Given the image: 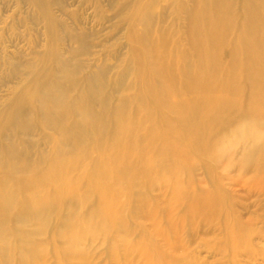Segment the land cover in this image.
Wrapping results in <instances>:
<instances>
[{
    "label": "rangeland",
    "instance_id": "obj_1",
    "mask_svg": "<svg viewBox=\"0 0 264 264\" xmlns=\"http://www.w3.org/2000/svg\"><path fill=\"white\" fill-rule=\"evenodd\" d=\"M211 1L0 0V189H6V194L12 187L20 191L22 198L16 204L28 206L35 197L52 192L49 168L55 154L76 158L91 152V169L99 159L112 156L109 135L93 127L82 130L83 111L94 117L104 111L109 117L104 119L107 132L121 117L134 121L138 143L126 164L115 170L113 191L122 193L111 204L109 219H88L89 202L76 213L75 220H92L96 231L81 240L77 252L67 251L65 241L57 236L70 219L69 196L59 206L52 205L46 216L29 221L16 212L10 198H4L0 202L4 212L0 214V264H62L63 260V264H264V167L244 159L247 144L241 142L232 144L229 155L213 158L210 149L216 146L217 129L203 126L193 132V123L178 121L176 106L156 102L163 81L153 77L149 40L162 54L172 89L184 99L186 80L194 79L198 71L211 75L207 93L212 98L234 70V45L251 39L252 34L254 41H264V27L260 31L248 14L255 7L247 0H224L223 37L214 55L207 53V41L202 40L211 31L200 27L195 32L193 24L196 14L207 12ZM245 23L255 24L250 25L252 33ZM243 72L238 70L235 84L239 87L247 83ZM88 87L93 94L84 97ZM59 89L65 92L64 105L45 102L47 95L58 94ZM249 92L244 90L238 101L249 100ZM141 103L146 116L140 114ZM198 105L196 98L188 110L197 120L201 118ZM54 113H63L65 127L77 126L76 139H81L74 145L62 146L58 140L60 132L53 122L49 124ZM223 113L222 109L212 116L220 120ZM167 124L175 126L176 135L166 131ZM173 146L183 157L178 162ZM127 177L134 182L120 180ZM164 177L175 185L163 182ZM92 179V184H101L103 173L95 168ZM88 193L89 201H94V193ZM6 222L8 227L3 228Z\"/></svg>",
    "mask_w": 264,
    "mask_h": 264
},
{
    "label": "bare ground",
    "instance_id": "obj_2",
    "mask_svg": "<svg viewBox=\"0 0 264 264\" xmlns=\"http://www.w3.org/2000/svg\"><path fill=\"white\" fill-rule=\"evenodd\" d=\"M247 1L250 2L251 6L255 7V9H253V10L249 9V13H248V14L251 15V19H253L252 23H255L256 27L259 28V29L264 27V4H263L264 2H263V0H247ZM225 6L226 5H225L224 0H212L211 3H210L209 9H207V12L202 13V16L200 14H196L195 13L196 14V18H195L196 20L194 21V24H193L195 26L194 27L195 32H198L200 27H203V28H206V29L209 28V31H211V32H209L211 34V35L209 34L210 35L209 37L206 36V35L203 37V35H202L203 33L202 32H201V35L199 34L200 35L199 37L200 38L203 37V39H204L202 41H207V46H206L205 51H207V53H209V54L211 53V54L214 55V53H213L214 49L220 43V41H221V39L223 37L224 26H223L222 13H223V9H225ZM245 10H247V9L245 8ZM245 14H246V12H245ZM248 19H246V21L250 22ZM255 24H253V25L252 24H248L247 25V23H245L246 26L245 25L244 26L246 27V29H249L250 25L254 26ZM257 28H255V31H256ZM251 30H253V29L250 28V30L249 31L247 30V31L252 33L253 31L251 32ZM247 31H246V35L248 34ZM260 31H261V29H260ZM260 31H259V33H261ZM147 32H148V30H147ZM255 33H257V32H255ZM141 35H143V34L141 33ZM193 35H195V34H193ZM263 36H264V34H263ZM257 37H258V35H257ZM249 39L247 41H245V39L244 40L242 39L244 41V43L240 42L238 45H234V52H232L233 53V55H232L233 59L232 60H233V69L234 70L232 72L228 73L226 79L222 82V84L219 86V88L216 91H214L212 98H209L208 97V93H207L209 78H210L211 75L209 73H207V72H200V71H198L196 75H193L194 79H187L186 78L187 80H186V83H185V88H186L187 95H188L186 99L182 98L179 94H175L176 92H174V90L172 89V86H171V83H170L169 79H167L166 68H165V66L163 65V62H162V59H163L162 58V54L160 53V50H159L157 44H155L153 42H150V40H149L148 49L147 50H148V53L153 58V64H152L153 77H159L163 81V83L161 85V88L158 91V92H160V94H159V98L156 99V102H158V103L160 102L161 105L163 103L167 107L176 106L177 107L176 111L179 114L178 121L179 122H190L191 124L193 123L191 125L192 126L191 127V131H193V132H196L197 130H199L203 126L204 127L212 126L213 129H215V130L217 129V131H219V133H218V136H217L216 141H215L216 146L214 148L212 147V149H210V152H211L210 155L213 158L219 159V158H221L223 156L229 155L230 151H231L230 149H231L232 144L234 142H241L243 144H247V147L244 150V159L245 160L247 159V160L255 161L260 167H264V41H262V40H261V42L254 41L255 38H253V34L251 36V39L250 40ZM262 39H264V38H262ZM256 40H258V38ZM199 60H201V58ZM244 60L246 61V63H243ZM150 66H151V64H150ZM239 69L240 70L243 69V71H244L243 72V79H244L245 83L247 82L246 85H244L243 87H239V86H237L235 84L236 79L238 78V70ZM187 76H189V75H187ZM154 80L155 79L153 78L152 81H154ZM197 83L199 84V87H197ZM246 89L250 90V92H251V96L249 95L250 96L249 100L245 99L246 97H243L242 102H239L238 101V97L240 95H243V92ZM93 90L94 89H92V87H88V89H86V91H85L86 93L84 94V97H86L87 95H89L91 93L93 94ZM197 90H198L199 93H197ZM51 93H49V94H51ZM56 93H58V94L52 93L49 97L47 95V98H46L45 102L51 101L52 103L53 102L54 103H61L62 105H64L65 104V101H64L65 99H64V95L63 94L65 92L62 89H59V90L56 91ZM245 96H246V93H245ZM196 98H198V103L201 105V106L198 105V107H201V114H200L201 118L199 120L195 119V117H193V115H191L188 112V110L191 107L195 106ZM101 101H102V99H101ZM45 102L43 101V103H45ZM121 105H122V107H124L125 101ZM150 105H151V103H150ZM118 109H119V107H118ZM141 109H142L143 112L140 113V114H142L143 116L144 115L146 116V114H148V113H147V111H145V105L143 103H141ZM222 109L224 110V113L222 114L223 115L222 117L219 115L221 117L220 120H218V115L214 116V117L212 116L217 111H220ZM161 110H164V109H161ZM196 111H197V109H196ZM103 112H102V114L94 117V116H92L89 113V111H87V110L85 112L83 111V114L85 115L84 116L85 119H84V122L82 121L83 123H82L81 126H82V130L85 129V128L93 127V128H95L96 132L100 129L106 134V137L109 135L107 142L109 143V146L111 147V149L114 150V154L112 156L111 155L110 156H106L103 159H99V157H98L99 160L95 163V167H93L91 169L89 167L90 165H88V161L93 157V153H91V152L90 153H83L81 157L77 156L76 158L69 157V156L66 155V153L55 154L54 162L49 168V172L51 173V175H53L52 178L49 180V184L53 188V190H51L52 192H48V194H46L45 196H42V197L41 196L40 197H35L36 199H32L31 202H30L31 204L28 205V206L22 205L20 203H19V205L16 204L22 198L20 191L18 192L15 188L13 189V187H12V188L9 189V194H6L7 190L5 188H4L5 190H3V188L0 189V202L2 203L4 201V198H10L15 204L14 208L16 209V212L19 215H22V217L25 220H28V221L32 220L33 218L35 219L37 216H43V215L46 216L45 214H47L48 209L52 205H58L59 206L62 203L63 199H65V197L69 196L72 199V206H70V207L68 206V209H67L68 214H70V219H68V221L64 224L63 227L60 226L62 228V230L58 233L57 236L65 241L66 246H67L66 250L70 251V253L71 252H75V251L77 252L79 250V248L81 246V240L84 237H86L88 235H93L96 232V231L94 232V228H93V224H92V220L93 219H95V218H99V219L103 218L104 220H106V219H109V217L111 216L110 213H112L111 209L113 207V205H111V204H114L115 201H116L115 197L118 196V194L122 193L120 191L118 193L113 191L114 187L117 185L116 183H114L115 182L114 181V179H115V170L117 168H120V166H122V165L124 166V164H126V161L132 155V150L134 149V146L135 145L138 146L137 145L138 143L135 144L136 143V139H135V134L133 132V127H134V124H133L134 121L133 120L134 119H132L133 122L131 123V122H127L126 118H123V117H121V119L117 118L118 122H117L115 128L113 130L110 128L111 130L109 129V131L107 132V129H108L107 127L108 126L106 127V125H104V119L106 117H108V115L104 114ZM49 113L50 112H48V114ZM62 114L59 115L57 113H54L53 114L54 115L53 119H50L52 121L50 122L48 120L49 124H51L53 122V124H55V126L58 129V131L60 132V139L58 138V140H61L62 146L66 145V144L69 145V146H70V144L74 145V143H76L77 139H78V138L76 139L77 135L75 134V130H76L77 126H73L72 125V126H69V127H65V125H63V123L61 122V119H62L61 117L64 116ZM135 115L137 116V114H135ZM76 117H78V116H76ZM198 118H199V116H198ZM21 119H23V118H21ZM137 119L138 118H135V121ZM76 122H79V121H76ZM233 122L235 124L230 129L229 125H230V123H233ZM74 123H75V121H74ZM165 127H166V131L170 135L171 134L172 135H176V133H175L176 131H175V126L174 125L167 124V125H165ZM89 129H91V128H89ZM81 135L83 136V135H86V134H84L82 132ZM165 137H166V135H165ZM170 137H172V136H170ZM175 138H177V137H175ZM80 139H78V140H80ZM156 139H159V138H156ZM188 140H190V139H188ZM182 143L183 142H181V144ZM82 149H83V147H82ZM71 150H73V149H71ZM83 150H85V149H83ZM172 151H173V155L177 159V162H178V160L180 161L181 159H183L178 147L173 146L172 147ZM108 153L110 154L111 151L108 152ZM190 159H191V157H190ZM187 160H188V158H187ZM215 161H217V160H215ZM252 161H250V162H252ZM163 162H165V161H163ZM188 162H189V160H188ZM28 163H29V161H28ZM160 164H163V163H160ZM79 165H80V170L78 169ZM29 166H30V164H29ZM81 166L84 167L83 170H81ZM172 166H174V165H172ZM95 168H96V170H99V171H101L103 173V180H102L101 184H92L93 183V179L91 181V176L92 177L95 176ZM151 170H153V169H151ZM168 171H170V170H168ZM190 171H191V169H190ZM80 174H82V177L79 176ZM45 175H47V173ZM160 177H162V176H160ZM164 178L162 179L163 182L165 181L166 184L170 183V182H167V180H170V179H167V178L164 179ZM8 179H10V178H8ZM120 180L122 182L125 181L128 184L132 182L130 180V177L129 178L127 177L125 179L120 178ZM85 182H87V184H85ZM174 183H170L171 186L172 185L174 186L175 185ZM41 187L42 186L40 185L37 189H39ZM45 188H47V187H45ZM4 191H5V194L3 193ZM88 191L91 192V193H94V196H95L94 197V201H92V200L89 201V197L86 195V192L88 193ZM125 193L126 192H124V194ZM181 197H182V195H181ZM173 199H175V198H173ZM43 201L47 205H44ZM88 202H89L88 205L90 207V214L88 215L89 218L88 217L87 218L88 219L92 218V220L90 222L88 220H86V221H77L78 219L75 220V215L78 212V210L81 209V207L87 206ZM1 212H0V214L2 215L4 212L3 213H1ZM82 213L83 212H81V214ZM15 216H17V214ZM22 221H24V220H22ZM99 223H101V222H99ZM7 224L8 223L6 222V225L3 226V228L8 227ZM59 225H60V223H59ZM40 227H41V225H40ZM109 227H111L110 224H109ZM111 228H113V226ZM114 228H115V225H114ZM58 229H59V227H58ZM104 230H106V229H104ZM0 232H3L2 228H0ZM104 232H106V231H104ZM104 241H106V240H104ZM6 245H8V244H6ZM117 250H116V252H117ZM19 251H20V249H19ZM120 252H122V251H120ZM24 253H26V252H24ZM31 253H32V251H31ZM5 255L7 256V253ZM5 255H4V257H5ZM21 255L24 256L23 254H21ZM80 256L81 255H79V257ZM15 257H16V255H15ZM25 259H26V257H25ZM70 259H72V258H70ZM27 260L28 261L31 260V257H28L26 259V261ZM33 262H34V260H33ZM63 262H64V260H63ZM63 262H62V264H63Z\"/></svg>",
    "mask_w": 264,
    "mask_h": 264
}]
</instances>
